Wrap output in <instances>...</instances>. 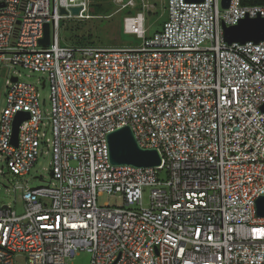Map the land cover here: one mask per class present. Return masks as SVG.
Segmentation results:
<instances>
[{
  "label": "built area",
  "instance_id": "1",
  "mask_svg": "<svg viewBox=\"0 0 264 264\" xmlns=\"http://www.w3.org/2000/svg\"><path fill=\"white\" fill-rule=\"evenodd\" d=\"M92 1L0 0V70L41 72L50 90L44 108L39 80L8 74L0 160L20 176L49 154L52 173L46 185L22 188V213L0 205V264L17 255L66 264L83 250L89 264H264L255 203L264 195V41L227 44L222 29L264 18V5L166 0L162 28L146 37L154 6L112 0L123 9L140 3L122 21L139 45L61 44V20L90 18ZM46 23L50 43L41 46ZM18 112L29 118L14 145ZM124 125L158 150V166L110 162L107 135ZM104 192L123 205H98Z\"/></svg>",
  "mask_w": 264,
  "mask_h": 264
},
{
  "label": "rangeland",
  "instance_id": "2",
  "mask_svg": "<svg viewBox=\"0 0 264 264\" xmlns=\"http://www.w3.org/2000/svg\"><path fill=\"white\" fill-rule=\"evenodd\" d=\"M147 2L150 6H154L150 11H145L146 37H151L154 32L162 28L163 22L167 17L166 0H147ZM139 4L134 9H123L119 5L114 4L112 0H97L92 5L90 4L87 11L91 15L90 18L61 20V24L64 22V25L58 31L60 41H71L73 37H77L79 39L84 38L85 42L98 46H137L142 40L136 38L133 34L125 33L122 29V21L125 15L140 9ZM13 70L20 73V79L31 82L40 81L38 84L40 102L44 108H49V86L47 84L45 87L41 86V80L45 78V75L13 64L2 67L0 70V112L6 105V79ZM49 163V154L38 155L30 171L25 175L17 176L8 171L2 158L0 160V205H9L17 213H22L24 209L21 199L22 188L46 185L50 179ZM158 177L161 180H165L167 178L166 170H161ZM147 200L148 191L144 192V201L147 202ZM123 202L124 200L119 193L107 194L104 192L97 196V204L101 206L105 203L112 206H120L123 205ZM90 258V253L83 250L67 260L66 264H89ZM14 264H26V258L22 255H17L14 257Z\"/></svg>",
  "mask_w": 264,
  "mask_h": 264
},
{
  "label": "water",
  "instance_id": "3",
  "mask_svg": "<svg viewBox=\"0 0 264 264\" xmlns=\"http://www.w3.org/2000/svg\"><path fill=\"white\" fill-rule=\"evenodd\" d=\"M201 1V0H194ZM229 0H222L223 8L228 6ZM80 7H71L72 14H78ZM62 14L67 11L64 8L60 9ZM223 39L227 44L233 42L245 43L251 41L258 43L264 41V18H242L236 24H222ZM50 43V27L46 23L44 25L43 37L39 40V45L47 46ZM16 80V77L12 78ZM264 111V105L261 107ZM29 118L27 112H18L12 123L11 143L17 144L18 126L24 120ZM107 143L109 149V160L114 165H133L136 167H155L160 164L161 158L156 148L141 147L136 140L134 133L129 125H124L116 128L107 135ZM50 177L52 173L50 172ZM257 215L264 216V195L256 199ZM115 264V262L113 263Z\"/></svg>",
  "mask_w": 264,
  "mask_h": 264
},
{
  "label": "trees",
  "instance_id": "4",
  "mask_svg": "<svg viewBox=\"0 0 264 264\" xmlns=\"http://www.w3.org/2000/svg\"><path fill=\"white\" fill-rule=\"evenodd\" d=\"M96 1L97 0H93L91 2V5L93 3H95ZM240 1H241V3L243 5H264V0H240ZM62 25H64V22L62 24L60 22V28L63 27ZM72 39L73 40H71V41L70 40L69 41L63 40V41H61V44H71V45H77V44L86 45V44H89V45H94L93 43L85 42L84 38L79 39L77 37H73Z\"/></svg>",
  "mask_w": 264,
  "mask_h": 264
}]
</instances>
